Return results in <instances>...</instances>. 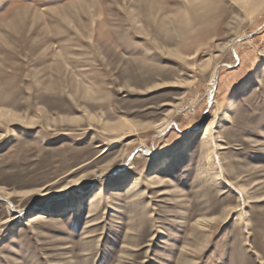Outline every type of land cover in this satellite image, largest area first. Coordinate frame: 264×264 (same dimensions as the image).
I'll return each instance as SVG.
<instances>
[{"label":"rangeland","instance_id":"374dc122","mask_svg":"<svg viewBox=\"0 0 264 264\" xmlns=\"http://www.w3.org/2000/svg\"><path fill=\"white\" fill-rule=\"evenodd\" d=\"M263 11L0 0V264H264Z\"/></svg>","mask_w":264,"mask_h":264},{"label":"bare ground","instance_id":"6f19581e","mask_svg":"<svg viewBox=\"0 0 264 264\" xmlns=\"http://www.w3.org/2000/svg\"><path fill=\"white\" fill-rule=\"evenodd\" d=\"M236 3H238V5L244 10V12H246V14H248V16L260 14L264 10V0H236ZM239 39L240 38L234 39V41H232V43L230 44L231 47H234L235 44L239 41ZM217 72H218V67H215L214 76H216L218 74ZM7 113L8 112L5 111L4 109L3 110L0 109V119L8 118L9 116H12V115H8ZM212 124H213V122H211L207 126V128L204 130V132H202L201 139L204 140V143H206V141H207L208 135L210 133L209 130L212 127ZM169 125H170L169 122L163 121V122H159L158 124H156L155 127L157 128L158 132H161V131H164L165 129H167ZM108 128L115 133H119V132L129 131L131 129V126L129 123L122 122V123H118V124L113 123V125H109ZM143 150L147 153L151 152V149L149 147H146ZM159 175L160 174L157 171H153L151 173H148L147 180H154L156 178H159ZM97 176L100 177L101 174H98ZM139 185H140L139 177H134L128 184H126L124 186L123 190H115L114 194H131ZM106 194H107V191L105 190V188L99 186L97 189L94 190V192H92L90 194V196L87 197V199H86L87 205H89L91 207V209H93L96 206L98 200L103 198ZM11 210L14 212L19 211V210L15 209V207H12ZM69 210H71L72 216H74L75 214L78 213V209L76 207H73V206L72 207H68V206L65 207V209L62 210V212L65 213ZM36 215H39V214H36ZM42 215H45V214H42ZM65 215H67V214H65ZM44 217L45 216L40 218V216H38L37 218H33V219L34 220H40V219H44Z\"/></svg>","mask_w":264,"mask_h":264}]
</instances>
